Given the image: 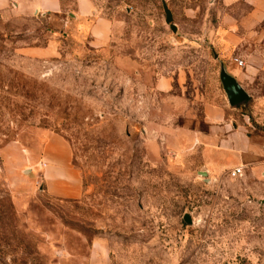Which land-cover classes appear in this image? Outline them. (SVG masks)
<instances>
[{"label":"rangeland","instance_id":"obj_1","mask_svg":"<svg viewBox=\"0 0 264 264\" xmlns=\"http://www.w3.org/2000/svg\"><path fill=\"white\" fill-rule=\"evenodd\" d=\"M64 2L0 9V264H264V153L217 159L204 115L264 150V105L231 108L220 79L223 32L251 9L264 30V0H94L102 48Z\"/></svg>","mask_w":264,"mask_h":264},{"label":"crops","instance_id":"obj_2","mask_svg":"<svg viewBox=\"0 0 264 264\" xmlns=\"http://www.w3.org/2000/svg\"><path fill=\"white\" fill-rule=\"evenodd\" d=\"M65 0H0V9L5 10L14 7V11L29 16H56L61 15L67 6ZM75 10L70 13L71 20L79 23V30L87 32L91 38V44L95 48L107 46L111 41L113 33V23L103 17H100L94 0H74ZM264 15L262 16V18ZM263 20L259 17L257 9H251L248 17L240 21H236L228 31H224L222 46L225 47L226 53L222 54L224 70L232 76L245 90L248 95H251L260 105H264V96L258 94V89L254 84V75H264V30H259ZM260 23V24H259ZM237 54V58L245 64L246 71L241 72L231 60L233 54ZM52 52L51 49L48 53ZM163 85H168V82H163ZM256 94V95H255ZM258 94V95H257ZM231 108H235L230 106ZM225 106L206 104L204 107L205 120L210 125L212 140H220L224 138L219 150L216 152V157L219 159L221 155H226V150L236 151L242 154H250L255 161H258V156L264 153V150L256 143H253L249 135L243 132L240 126L232 124L235 130H229V123L226 118ZM227 135V136H226ZM237 141H240L238 147ZM233 143L236 149H233ZM50 161L55 162L53 155L49 156ZM59 162L62 159H58ZM67 162H61L62 167L57 169L58 181L50 180L51 186L60 189L65 188L66 183L61 179V176L67 171ZM48 178L54 176V171H47ZM62 172V175H59ZM54 179V178H53Z\"/></svg>","mask_w":264,"mask_h":264},{"label":"water","instance_id":"obj_3","mask_svg":"<svg viewBox=\"0 0 264 264\" xmlns=\"http://www.w3.org/2000/svg\"><path fill=\"white\" fill-rule=\"evenodd\" d=\"M165 12L166 22L171 25V28L174 31H176V26L173 24V15L167 6H165ZM220 79L231 106L237 107L249 99V95L245 92L241 85L232 76L227 74L224 68L221 72ZM186 220L191 222L189 217H186Z\"/></svg>","mask_w":264,"mask_h":264},{"label":"built area","instance_id":"obj_4","mask_svg":"<svg viewBox=\"0 0 264 264\" xmlns=\"http://www.w3.org/2000/svg\"><path fill=\"white\" fill-rule=\"evenodd\" d=\"M235 62H236L239 66H244V62H243L242 60L237 59ZM242 172H243V169H242V168H238V169H236L235 174H237V175H238V174L241 175Z\"/></svg>","mask_w":264,"mask_h":264}]
</instances>
